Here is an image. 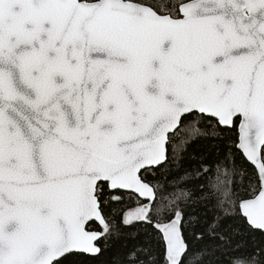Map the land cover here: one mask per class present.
<instances>
[{
  "label": "snow or ice",
  "instance_id": "snow-or-ice-1",
  "mask_svg": "<svg viewBox=\"0 0 264 264\" xmlns=\"http://www.w3.org/2000/svg\"><path fill=\"white\" fill-rule=\"evenodd\" d=\"M133 197L163 264H264V0H0V264L101 254Z\"/></svg>",
  "mask_w": 264,
  "mask_h": 264
},
{
  "label": "trees",
  "instance_id": "trees-1",
  "mask_svg": "<svg viewBox=\"0 0 264 264\" xmlns=\"http://www.w3.org/2000/svg\"><path fill=\"white\" fill-rule=\"evenodd\" d=\"M236 136L237 133L234 131H224L223 139L215 142V148L208 146L211 141H206L205 143L199 145L195 149V152L197 155L203 153L207 157L209 153L215 155L218 151L219 155L223 157L224 152L236 139ZM197 163L198 161L196 160H181L178 165H172L170 170L164 175L167 176L168 180H172L182 175L183 169L185 167L191 168L192 165ZM161 180H164L163 176H161ZM136 206H138V203L134 197L131 199H126L122 204H114L113 207L117 209L115 220L119 224V237L114 235L111 239H109L103 246L102 253L99 256H72L69 258L66 264H116L117 257L122 256L128 251L129 248L133 247L134 245L142 243L146 240L151 241L152 249L157 256V264H163V244L152 225L142 222H134L129 226H125L119 223L121 220V214L126 213L128 210H131ZM188 211L192 215L202 217L206 212V209L203 207V202L196 201L194 204L190 202ZM208 218L211 219L210 213ZM197 247H200V245L197 244Z\"/></svg>",
  "mask_w": 264,
  "mask_h": 264
},
{
  "label": "water",
  "instance_id": "water-1",
  "mask_svg": "<svg viewBox=\"0 0 264 264\" xmlns=\"http://www.w3.org/2000/svg\"><path fill=\"white\" fill-rule=\"evenodd\" d=\"M100 254L96 255V256H99ZM89 256V255H88ZM96 256H93V257H96Z\"/></svg>",
  "mask_w": 264,
  "mask_h": 264
},
{
  "label": "rangeland",
  "instance_id": "rangeland-1",
  "mask_svg": "<svg viewBox=\"0 0 264 264\" xmlns=\"http://www.w3.org/2000/svg\"><path fill=\"white\" fill-rule=\"evenodd\" d=\"M136 207H137V206H136ZM136 207H135V208H136ZM135 208H133V209H131V210H134Z\"/></svg>",
  "mask_w": 264,
  "mask_h": 264
}]
</instances>
